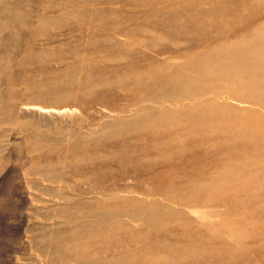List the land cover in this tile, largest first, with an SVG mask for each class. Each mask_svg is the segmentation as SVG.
<instances>
[{
	"label": "rangeland",
	"instance_id": "1",
	"mask_svg": "<svg viewBox=\"0 0 264 264\" xmlns=\"http://www.w3.org/2000/svg\"><path fill=\"white\" fill-rule=\"evenodd\" d=\"M0 264H264V0H0Z\"/></svg>",
	"mask_w": 264,
	"mask_h": 264
},
{
	"label": "bare ground",
	"instance_id": "2",
	"mask_svg": "<svg viewBox=\"0 0 264 264\" xmlns=\"http://www.w3.org/2000/svg\"><path fill=\"white\" fill-rule=\"evenodd\" d=\"M215 116V115H214ZM214 119V117H212ZM217 118V116L215 117V119ZM210 130V129H209Z\"/></svg>",
	"mask_w": 264,
	"mask_h": 264
}]
</instances>
